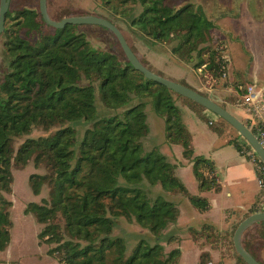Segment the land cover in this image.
Segmentation results:
<instances>
[{"label":"trees","instance_id":"trees-1","mask_svg":"<svg viewBox=\"0 0 264 264\" xmlns=\"http://www.w3.org/2000/svg\"><path fill=\"white\" fill-rule=\"evenodd\" d=\"M103 2L123 16H133L131 21L145 35L173 39L171 52L180 60L195 69L205 65L213 78L221 77L225 65L219 44L211 50L203 45L217 25L202 8L193 10L187 4L175 9L167 0ZM6 18L12 22L3 29L4 68L0 66V251L10 242L11 167H24L33 160L36 166L43 164L46 173L30 175L32 192L38 194L43 183L50 190L48 199L30 202L26 211L44 224L37 237L54 243L47 252L56 256L58 264H178L177 247L166 252L161 243L149 245L140 239L126 257L124 238L112 235L119 217L159 237L176 221V205L161 196L148 198L142 182L183 193L200 211L209 206L205 197L188 194L175 174V164L165 155L143 153L140 139L149 131L145 97L154 112L164 116L167 141L180 144L182 156L193 162L198 188L220 189L213 162L193 155L191 135L174 102L177 93L144 77L122 50L124 59L92 48L83 32L72 30L74 24L47 25L38 8L8 10ZM205 51L209 55L203 58ZM96 88L105 105L122 111L96 116ZM134 98L139 101L133 102ZM78 121L90 122L80 139L69 124ZM35 126L56 129L45 136L25 137L14 149L12 138L28 134ZM233 144L243 149L239 142ZM246 147L264 177L260 170L264 164ZM209 261V253L202 252L199 264Z\"/></svg>","mask_w":264,"mask_h":264},{"label":"crops","instance_id":"crops-1","mask_svg":"<svg viewBox=\"0 0 264 264\" xmlns=\"http://www.w3.org/2000/svg\"><path fill=\"white\" fill-rule=\"evenodd\" d=\"M233 3L234 5L224 17L217 19L218 16L215 15L217 28L219 26L221 28V21H224L225 33L229 37L226 41L228 46L224 45L227 46L226 49L220 50L225 72L229 68L228 76L226 73L228 78L226 76L224 78L228 79L230 85L225 88L230 90L237 86L241 90L251 84L255 86L260 98L264 100V9L254 11L253 8L257 5H251L250 0H233ZM171 55L174 56L173 53ZM178 63L179 66L189 65L194 68L190 63L182 62V60ZM196 69L203 73V78L207 81L221 78H213L205 65ZM189 78L191 79H189L190 88L198 92L206 90L207 83H203L202 79L197 81ZM237 78H241V81ZM234 83H236L235 86L232 85ZM206 91L210 96L214 90L208 87ZM210 97L246 126L248 125L250 114L241 103V97L239 103L220 98L213 99L212 95ZM178 107L181 116L185 111H189L187 120L193 117V130L182 117V122L191 135L193 155L205 157L213 162L220 189L201 191L192 172L193 162L182 156V146L165 140L161 148H166V150L163 149L166 156L178 150L179 158L171 161L175 164L176 176L182 181L188 194L205 197L209 206L206 210L200 211L190 203L187 195L180 192H166L170 195L166 199L176 205L178 215L176 221L168 224L165 228L166 232L160 235V238L164 240L161 244L166 252L172 248H179L178 264H199L202 252L209 253L208 264H243L234 249L232 236L243 218L256 211L264 210V187L258 185L257 161L253 156L249 157L250 151L246 149L247 142L228 122L219 124L220 131L218 129L209 132L200 120L201 116L207 114L206 109L202 112L192 106ZM208 123L211 124V121L209 120ZM221 131L224 133L221 134ZM151 137H154V134L151 133ZM233 140L239 142L243 149L238 150ZM11 227L12 225L9 229L10 242L5 250L0 251L1 253L9 251L12 240ZM263 233L264 221L255 222L242 231L240 243L249 252L253 246L255 247L256 237ZM172 236L176 239L170 242L165 241Z\"/></svg>","mask_w":264,"mask_h":264},{"label":"rangeland","instance_id":"rangeland-1","mask_svg":"<svg viewBox=\"0 0 264 264\" xmlns=\"http://www.w3.org/2000/svg\"><path fill=\"white\" fill-rule=\"evenodd\" d=\"M167 4L175 9L187 4H189L193 10L202 8L205 12V15L209 19H213L215 22V15L216 17L218 16L217 19L224 17L226 12L230 11L231 6L234 5L233 0H167ZM250 4L253 6L257 5L253 8L254 11L264 9V0H250ZM24 7H34L37 9L38 0H10L9 2V10H17ZM47 11L48 15L53 20H60L61 18L68 16L86 15L106 19L120 29L138 59L151 72L173 82L182 84L186 87H189L190 84L189 77L197 81L202 79L203 83H207L206 90L208 87H212L214 90L212 93H210L213 99L220 98L221 100L234 103H239L240 101L239 98L241 97V90H239L237 86L236 88H230V90L225 88V86L230 85V83L227 81L228 79L226 80L224 78L225 76H221L219 80L210 79L207 81L205 78H203V73L198 72L197 69L192 68L189 65L179 66L178 62L181 60L174 59L177 57L175 55H171V48L175 44L173 39L156 40L151 35H145L140 30L136 21L134 23L131 21L133 20V16L126 17L117 13L113 9H110L108 5H105L103 0H47ZM137 11L135 9L134 15H136ZM219 12L223 13L219 14ZM11 22L12 21L9 18H5L4 26L7 27ZM141 23L143 22H140V24ZM220 25L221 28H219V26L216 30H213L211 40L203 44L207 46L209 50L214 48L215 44H219V49H226L228 46L226 41L229 40V37L225 33V22L221 21ZM71 28L73 31L83 32L92 48L98 50L101 53H117L121 59H124L123 53L121 51L122 49L118 41L107 28L96 24H74ZM45 30L47 29L45 28ZM4 42L5 36L3 31H1L0 66L2 69L4 68ZM208 55L209 53L205 51L203 58H206ZM228 69L229 68L226 70L227 76ZM237 79L238 81H241V78ZM235 84L236 83L232 85L235 86ZM206 90H204V92L199 91V93L210 97L211 95L209 96ZM173 98L177 106H192V108H196L202 112L206 109L199 106L200 104L197 105L196 103L189 101L181 95L173 94ZM142 100L147 101L144 110L147 115V124L149 128L148 132H150L140 139L142 143V151L143 153L154 151L165 155L163 153V149L166 150V148H161L165 143V140L168 142L166 139L164 116L154 112L152 103L149 101L148 97H145ZM136 101H139V99L134 98L133 102ZM94 103L96 106V116L98 117L109 116L115 112L122 111V108L114 110L105 105L101 101L97 88L95 92ZM206 110L205 112H207V114L201 116L200 119L204 124L203 126L209 132L217 131L218 129L220 131L219 124H227V122L212 111ZM182 117L186 120L187 125H189V127L193 130V117L191 116L190 120H187L189 117V111H185L181 118ZM209 120L211 121V124L208 123ZM69 124L75 128L77 139H80L85 128L90 126V122L84 121H78ZM55 129L56 127L43 129L40 126H35L28 134L21 137H13L11 145L14 149H17L18 145L25 137L45 136L55 131ZM151 133L154 134V137H151ZM222 133L224 132L221 131V134ZM177 152L178 150L171 152L170 155H165L166 159L170 162L175 161L174 158H179V154ZM11 173L13 177L12 190L11 193L7 195V197L13 201V206L10 211L12 240L9 251L5 253L0 252V264H57L58 259L56 256L47 252V249L53 246L54 243L47 244L37 238V235L44 227V224L39 223L33 214L26 211L27 205L30 202L41 203L42 200L48 199L49 197L50 187L48 184L43 183L40 187L39 193L34 194L30 187L29 181V177L32 174L43 175L46 173L44 165L42 164L36 166L33 160H29L24 167H16L12 165ZM141 187L144 189L147 197L150 199H153L157 196L164 198L170 197V195L166 194V192L170 191H166L160 185L151 186L147 182H142ZM60 225H63L62 221H60ZM162 232H166V230L164 229ZM162 232L160 234H163ZM112 235L122 236L124 238L126 257L131 254L133 248L140 239H143L149 245L164 241L162 238L153 234L147 228L141 227L135 221L129 222L123 217L116 219V225L113 228ZM254 244L255 247L253 246L249 252L260 264H264V233L256 237Z\"/></svg>","mask_w":264,"mask_h":264},{"label":"water","instance_id":"water-1","mask_svg":"<svg viewBox=\"0 0 264 264\" xmlns=\"http://www.w3.org/2000/svg\"><path fill=\"white\" fill-rule=\"evenodd\" d=\"M9 2L10 0H0V32L3 31L4 29L6 13L9 10ZM38 9L44 22L47 25L54 28H62L66 24H96L107 28L115 36L126 59L133 66V68L140 71L147 79L156 81L164 85L165 87L174 91L175 93L200 104L204 108L212 111L213 113L224 119L233 128L237 130V132L245 139L251 150L257 155L259 160L264 164V148L262 147L256 136L254 135V133L244 123H242L228 110L220 106L210 97L203 95L190 87H186L182 84L161 77L151 72L149 69H147L138 59L136 54L133 52L127 40L125 39L123 33L116 25H114L113 23H111L106 19L91 15L68 16L61 18L60 20H53L48 15L47 0H38ZM259 221H264V210L256 211L243 218L236 226L232 236L234 249L246 264H260V263L249 252H247L243 248V246L240 243V235L246 227Z\"/></svg>","mask_w":264,"mask_h":264},{"label":"built area","instance_id":"built-area-1","mask_svg":"<svg viewBox=\"0 0 264 264\" xmlns=\"http://www.w3.org/2000/svg\"><path fill=\"white\" fill-rule=\"evenodd\" d=\"M221 76H226L225 68ZM241 103L245 106L247 112L250 114V120L247 127L251 130L254 129V135L264 148V100L256 91L254 85L248 84L241 88ZM264 174V166L260 168ZM258 185L264 187V177L258 173ZM211 264V263H209Z\"/></svg>","mask_w":264,"mask_h":264}]
</instances>
